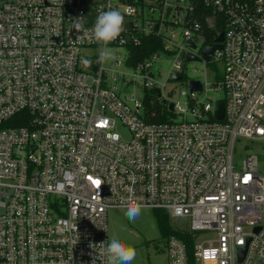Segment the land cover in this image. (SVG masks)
Masks as SVG:
<instances>
[{
  "label": "built area",
  "instance_id": "1",
  "mask_svg": "<svg viewBox=\"0 0 264 264\" xmlns=\"http://www.w3.org/2000/svg\"><path fill=\"white\" fill-rule=\"evenodd\" d=\"M110 9L127 68L112 79L86 55ZM220 33V76L177 93L187 54L206 65ZM129 85L140 98L121 97ZM240 138L264 139V0H0V264H104L107 210L133 201L189 220L168 264H264V174L255 152L235 159Z\"/></svg>",
  "mask_w": 264,
  "mask_h": 264
},
{
  "label": "rangeland",
  "instance_id": "2",
  "mask_svg": "<svg viewBox=\"0 0 264 264\" xmlns=\"http://www.w3.org/2000/svg\"><path fill=\"white\" fill-rule=\"evenodd\" d=\"M113 53L119 52L123 54V47H108ZM102 49H90L86 51V55L91 56V59L98 60L99 53ZM171 64V59L162 57L155 61L152 65V70L157 77H165L166 72ZM105 75L108 79H112L113 75L119 76V71L126 70V67H120L114 64L113 59L104 63ZM184 78L176 85L177 93L180 90L188 89L186 84L187 79L200 78L203 82L207 81L213 83L217 78L212 73H222V64L217 61L208 62L204 65L200 61H185L184 62ZM204 68L207 73L204 74ZM162 71V75L158 72ZM212 72V73H211ZM208 93L216 97H224L221 90H214L213 85L208 86ZM126 95H133L137 98L141 96V88L135 86H122L121 97ZM172 118H175L174 113H170ZM118 131L123 137H127L126 130L118 127ZM255 152L259 156V171L264 174V139L250 140L240 138L236 144L235 159L240 161L248 152ZM127 208L108 209L106 214L108 240L113 236H118L123 242L134 246L137 249V257L132 264H168L167 256V239L169 235L161 233L156 219V209L142 208L140 217L131 222L124 215ZM168 225L173 230H187L189 228V220L185 217H168ZM264 222V214H263Z\"/></svg>",
  "mask_w": 264,
  "mask_h": 264
},
{
  "label": "clouds",
  "instance_id": "3",
  "mask_svg": "<svg viewBox=\"0 0 264 264\" xmlns=\"http://www.w3.org/2000/svg\"><path fill=\"white\" fill-rule=\"evenodd\" d=\"M123 32H125V16L119 10L110 9L100 13L93 30L94 41L102 46L98 64H104L113 59V52L107 46L116 41ZM86 63L88 62L86 61ZM141 212L142 205L133 201L127 207L124 215L129 221L135 222L140 217ZM137 255V249L123 242L118 236H113L103 250L104 264H132ZM92 264H96V258H93Z\"/></svg>",
  "mask_w": 264,
  "mask_h": 264
},
{
  "label": "water",
  "instance_id": "4",
  "mask_svg": "<svg viewBox=\"0 0 264 264\" xmlns=\"http://www.w3.org/2000/svg\"><path fill=\"white\" fill-rule=\"evenodd\" d=\"M86 2L88 0H85ZM86 23H91L93 20V11L91 9H87L86 10ZM222 37L223 34L220 33L219 36L216 38L215 43L214 44H209L206 45L203 50H202V55L204 57V59L209 62L213 56V53L216 49H221L222 45H221V41H222ZM187 45L194 47L195 44L192 41H187L186 42ZM187 60L188 61H199V58L197 56H194L192 54H187ZM91 67L95 70L96 66L95 65H91ZM189 87L190 89H195V90H200L201 89V84L199 81H195V80H191L189 82ZM157 94L160 95L159 90H156ZM172 103L169 104V107L172 109ZM214 116L216 119H222L224 116V100L223 99H218L215 103V112H214ZM246 246L244 247H240V259H242L244 252H245Z\"/></svg>",
  "mask_w": 264,
  "mask_h": 264
},
{
  "label": "trees",
  "instance_id": "5",
  "mask_svg": "<svg viewBox=\"0 0 264 264\" xmlns=\"http://www.w3.org/2000/svg\"><path fill=\"white\" fill-rule=\"evenodd\" d=\"M142 45L143 46L141 48H142L143 54L138 53V50H139L138 47L131 48L132 58L134 60L141 59L142 57L148 55L147 54L148 52L152 51L151 48H147V45L145 43ZM156 219H157V223L159 225V228L161 230V233H163L165 235H171V234L180 235L177 231H175L169 227V225H168V219L169 218H168V215L165 211L157 210Z\"/></svg>",
  "mask_w": 264,
  "mask_h": 264
}]
</instances>
